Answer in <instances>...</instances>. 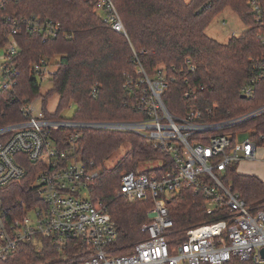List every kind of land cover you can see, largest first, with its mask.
Listing matches in <instances>:
<instances>
[{
	"label": "built area",
	"instance_id": "obj_1",
	"mask_svg": "<svg viewBox=\"0 0 264 264\" xmlns=\"http://www.w3.org/2000/svg\"><path fill=\"white\" fill-rule=\"evenodd\" d=\"M17 1L0 0V92L13 91L19 82L21 32L40 35L44 41L68 35L61 22L19 16L13 8ZM91 1L104 23L128 38L116 0ZM249 4L260 21L262 0H250ZM260 41L264 44V36ZM134 55L138 80L128 77L127 89L135 87L140 92L136 108L148 112L147 120L52 121L45 119L43 112L35 114L31 104L22 109L26 122L0 129V264L14 258L22 245L43 249L44 242L58 255L41 264H225L233 258L264 264V202L261 206L248 203L229 180L232 167L256 160L258 150L264 148V134H258L256 128H249L254 132L246 141H237V131L245 130L241 127L264 116V105L221 121L212 120L215 112L211 109L191 108L185 117L174 116L163 100L174 80L169 70L160 66L150 76L139 54L134 51ZM185 65L188 72L197 71L189 58ZM50 66L52 61L46 57L33 65L40 84ZM262 83L264 57L252 61L241 95L253 100ZM194 93L187 90L184 97L190 100ZM56 128L73 131L66 137L70 149L54 139L52 130ZM82 129L136 133L166 156L145 165L139 163L121 178L117 197L130 203L153 202L148 222L142 226L146 239L128 248L117 245L119 232L107 206L90 198L89 190L100 168L90 169L78 157L76 141ZM26 160L40 168L31 185L40 200L6 204L2 194L26 178ZM184 190L204 198L206 215L212 222L183 231L175 228L168 203ZM84 191L87 197L82 196Z\"/></svg>",
	"mask_w": 264,
	"mask_h": 264
},
{
	"label": "trees",
	"instance_id": "obj_2",
	"mask_svg": "<svg viewBox=\"0 0 264 264\" xmlns=\"http://www.w3.org/2000/svg\"><path fill=\"white\" fill-rule=\"evenodd\" d=\"M250 0H116L128 38L104 23L91 0H18L13 5L19 16H40L61 22L67 36L44 41L42 36L25 31L18 35L20 53L17 67L20 78L13 91L0 92V129L26 122L22 113L41 96V84L35 78L33 65L41 58L57 60V71L51 77L52 89L43 98L45 119L62 121V112L76 105L77 123H133L148 119V112L136 108L140 92L127 89V78L138 80L134 51L146 73L153 76L160 66L169 70L170 81L163 100L169 112L185 117L191 108L214 110L211 117L221 121L237 117L264 105V83L259 84L253 100L242 99L241 90L251 75L252 61L264 57V0L262 17L257 21ZM226 8H231L247 25L248 30L220 43L206 34L211 21ZM3 42V41H2ZM143 53V54H142ZM190 59L197 67L187 71ZM203 88V90H202ZM94 89L96 90L94 95ZM195 90L193 98L184 97ZM59 96L57 111L46 110L48 99ZM213 112V113H214ZM256 128L264 134V116L241 129ZM70 129L52 130L54 139L65 149L71 144L66 137ZM77 143L79 159L90 169L100 168L89 195L96 204L107 206L119 232L118 246L128 248L147 235L142 226L148 222L147 212L152 201L128 202L117 197L122 176L133 171L140 162L165 159L142 135L115 130L82 129ZM129 150L114 168H104L123 145ZM26 178L11 184L2 194L6 204L20 200L38 201L40 197L31 185L40 169L25 161ZM229 171V180L248 203L264 202V182L256 176ZM33 203V202H32ZM168 207L175 228L179 231L210 223L205 200L191 190L181 191ZM126 250V249H125ZM49 242L44 248L22 245L14 258L4 264H41L57 256ZM225 264H255L233 258Z\"/></svg>",
	"mask_w": 264,
	"mask_h": 264
},
{
	"label": "rangeland",
	"instance_id": "obj_3",
	"mask_svg": "<svg viewBox=\"0 0 264 264\" xmlns=\"http://www.w3.org/2000/svg\"><path fill=\"white\" fill-rule=\"evenodd\" d=\"M187 3L191 0H185ZM99 15H101L99 13ZM248 30L247 25L240 19L237 13H235L231 8H226L220 15L215 17L208 28L206 29V34L220 42L227 43L230 38L233 36H239ZM57 60L52 61V66L47 70V74L43 77L41 81V96L45 97L49 90L52 89L53 85L51 83V76L54 72L57 71ZM38 97L33 103L32 106L35 108L36 113L43 112L44 103L43 98ZM59 96L53 95L48 99L46 110L50 114H54L57 111L59 104ZM76 105L72 104L66 110L62 112V119L65 121L72 120L75 117ZM254 132V129H245L243 131H237V141L243 142L246 141L250 135ZM128 144L123 145L109 160H107L103 167L104 168H114L115 165L125 156L128 152ZM154 161V160H153ZM141 165H145L144 162H140ZM148 165V164H147ZM237 173L242 175H252L256 176L259 179L264 180V148L261 147L256 156V160L242 162L237 167ZM88 192L84 191L82 194L83 197H87Z\"/></svg>",
	"mask_w": 264,
	"mask_h": 264
},
{
	"label": "water",
	"instance_id": "obj_4",
	"mask_svg": "<svg viewBox=\"0 0 264 264\" xmlns=\"http://www.w3.org/2000/svg\"><path fill=\"white\" fill-rule=\"evenodd\" d=\"M242 99H245V96H242ZM262 255L264 256V250L262 251Z\"/></svg>",
	"mask_w": 264,
	"mask_h": 264
},
{
	"label": "crops",
	"instance_id": "obj_5",
	"mask_svg": "<svg viewBox=\"0 0 264 264\" xmlns=\"http://www.w3.org/2000/svg\"><path fill=\"white\" fill-rule=\"evenodd\" d=\"M252 176V175H251ZM260 180H262L264 182V180L262 178H260Z\"/></svg>",
	"mask_w": 264,
	"mask_h": 264
}]
</instances>
